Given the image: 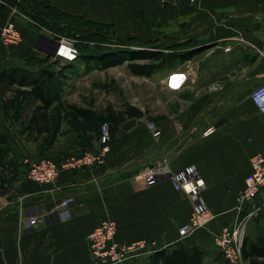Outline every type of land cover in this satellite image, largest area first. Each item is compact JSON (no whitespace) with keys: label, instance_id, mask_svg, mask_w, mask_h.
I'll return each mask as SVG.
<instances>
[{"label":"crops","instance_id":"crops-1","mask_svg":"<svg viewBox=\"0 0 264 264\" xmlns=\"http://www.w3.org/2000/svg\"><path fill=\"white\" fill-rule=\"evenodd\" d=\"M51 1L70 10L77 5ZM169 7L170 43L163 44L161 38L159 48L180 53L200 50L162 69V81L178 104L172 102L171 113L152 122L161 130L159 135L154 136L148 122L136 121L143 117L127 116L130 123L112 142L104 165L62 167L55 181L42 185L29 177L25 161L44 143L47 130L29 146L27 133L16 134L0 116V137L9 141V159L24 162L22 167L0 165V264H94L88 235L105 218L116 221L120 243L144 239L158 249L198 246L206 252L204 264H219L218 254L226 264L213 237L239 216L236 199L251 171V159L264 150V112L250 97L264 82V0H197L193 5L177 0ZM10 10L0 0V33L11 19L22 40L9 46L0 40V69L19 64L36 70L39 65L33 60L42 61L47 51L42 32L31 19ZM188 69L191 75L179 89L167 86L169 74ZM209 129L213 131L206 134ZM51 143L42 149V157L59 164L86 150L78 144L75 130L63 123ZM161 163L173 172L196 166L206 184L204 199L215 213L206 228L180 240L178 229L189 221L191 199L176 190L169 177L151 186L138 177ZM64 200L69 202L66 207L61 206ZM243 207L256 210L246 236L264 238V189ZM36 215L40 222L31 225L29 218Z\"/></svg>","mask_w":264,"mask_h":264},{"label":"rangeland","instance_id":"rangeland-1","mask_svg":"<svg viewBox=\"0 0 264 264\" xmlns=\"http://www.w3.org/2000/svg\"><path fill=\"white\" fill-rule=\"evenodd\" d=\"M4 1L12 14L17 10V14H22L28 21L31 19L34 26L42 32L47 51L42 61L33 60L36 66L49 65L59 70L68 64L48 54L53 49L51 46H55V42L61 37L73 40L79 53L84 55L102 54L112 49L130 48L138 51L160 47L158 43L161 38L163 44L170 43L171 9L162 0H159V3H154L153 0H67L68 3L77 2V5H72L73 10H70L68 5V9H64L65 6L62 8L51 0ZM80 1L81 6L78 5ZM2 43L5 46L11 45L3 41ZM127 64L128 62H125L101 69L89 67L77 60L73 69H64L63 74L49 81L51 89L62 96L63 101L91 109L94 118L83 120L74 111L62 108L55 102L50 111V128L46 131L44 143L28 158H45L42 157V149L52 144L60 123L75 130L78 144L87 150L96 147L95 143L100 142L103 123L110 127V146L113 141L121 138L124 127L130 123L124 114L128 105L143 111V118L136 120L137 122L150 123L154 122L157 116L170 114L173 103L178 104V100L177 96L171 97L162 81V69L165 67L150 76H143L134 74ZM39 104L31 100L25 88L15 87L7 93L0 91V116L10 122L16 134L27 133L26 145L29 146L36 145L43 132L31 134L26 130ZM10 150L8 139L0 137V151L4 157L2 166L14 163L22 167L21 163L24 162L20 163L19 158L15 161L9 159ZM75 156L78 155L68 157ZM32 159L25 161L26 169ZM218 260L219 264H223L219 254L216 261Z\"/></svg>","mask_w":264,"mask_h":264},{"label":"built area","instance_id":"built-area-1","mask_svg":"<svg viewBox=\"0 0 264 264\" xmlns=\"http://www.w3.org/2000/svg\"><path fill=\"white\" fill-rule=\"evenodd\" d=\"M177 0H162L166 5ZM193 5L197 0H185ZM1 40L6 44L17 43L22 40V33L16 23L8 19L1 29ZM56 57L63 61L70 62L77 59L78 50L73 40L61 37ZM55 47V46H53ZM230 47H226L229 49ZM190 69L183 73H171L167 76V86L172 89H179L191 75ZM250 97L260 112H264V82L259 84L250 93ZM154 136L161 133V130L154 123H148ZM207 130L206 134L212 132ZM111 139L110 127L107 123L101 125V136L98 147L87 149L82 154L70 157L59 164L51 158H39L31 161L28 175L40 184H49L55 181L60 174L62 167L66 169L94 168L104 165L110 152L109 141ZM251 171L245 177L243 191L236 199V207L239 209V216L236 221L224 226L221 231L214 235L213 243L221 253L226 264H249L242 255V245L246 237V228L249 220L255 216L256 210H246L244 204H252L258 194L264 189V150L255 154L251 159ZM138 177L145 185L151 186L169 177L176 190L186 194L192 201L193 209L187 223L178 229L179 240L185 236L204 229L215 217V213L206 203L203 190L205 181L194 165L187 166L177 172H173L167 163H161L148 167ZM69 204L64 200L61 204L66 207ZM38 215L29 218L31 225H38ZM117 223L114 219H103L88 235L90 250L94 264H137L147 259L158 250L153 241L137 240L130 243H120L116 240ZM141 256H146L142 258Z\"/></svg>","mask_w":264,"mask_h":264},{"label":"trees","instance_id":"trees-1","mask_svg":"<svg viewBox=\"0 0 264 264\" xmlns=\"http://www.w3.org/2000/svg\"><path fill=\"white\" fill-rule=\"evenodd\" d=\"M200 49L184 53L175 51H164L159 47L134 49H112L102 54L79 53L77 59L68 62L59 70L51 68L49 65L39 66L33 70L27 66L13 64L0 69V91L9 92L14 87L28 88V95L34 102H40L35 108L26 130L34 134L38 131L49 130L50 111L55 102L58 106L74 111L78 116L90 120L94 118L91 109L79 107L73 103H66L62 96L57 95L49 85V81L55 80L59 74L64 73V69H73L74 63L81 60L89 67L107 69L112 66L128 62V68L136 75L150 76L172 62H183ZM147 61V62H140ZM129 117H143V111L128 105L124 111ZM3 153L0 151V165L3 164ZM206 252L198 246L187 247L178 245L173 249L162 248L155 251L145 261L137 264H204ZM242 255L249 264H264V238L250 240L245 237L242 245Z\"/></svg>","mask_w":264,"mask_h":264},{"label":"water","instance_id":"water-1","mask_svg":"<svg viewBox=\"0 0 264 264\" xmlns=\"http://www.w3.org/2000/svg\"><path fill=\"white\" fill-rule=\"evenodd\" d=\"M58 46H59V44L57 42H55V47H53L52 51L49 52L48 54H50L51 56H56V52L58 50ZM49 204L50 205H47V206H53L54 205L53 202L52 203H49Z\"/></svg>","mask_w":264,"mask_h":264}]
</instances>
